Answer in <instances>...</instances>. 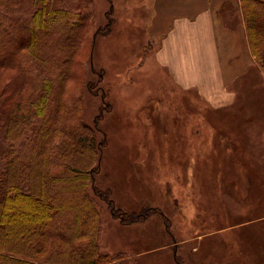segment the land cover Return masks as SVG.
I'll return each instance as SVG.
<instances>
[{"label":"rangeland","instance_id":"obj_1","mask_svg":"<svg viewBox=\"0 0 264 264\" xmlns=\"http://www.w3.org/2000/svg\"><path fill=\"white\" fill-rule=\"evenodd\" d=\"M92 11L93 32L98 33H94L92 42L93 32L87 33L80 46L63 85L62 102L68 105L80 97V117L100 128L99 140L106 139L98 155L97 187L108 188L114 206L129 215L146 207L157 209L144 219L125 221L113 216L107 202L96 197L101 213L100 251L116 257L109 264L127 259L135 260L136 264H177L175 258L183 264H264V210L259 204H252L257 197L249 195L253 188L258 193L260 186H264L262 64L252 55L254 66L236 84L238 95L231 112L234 114H230L229 124L223 128L236 141L228 143V148L220 142L201 144L196 151L195 182H189L188 172L180 168L194 162L186 160L187 144L182 139L190 134L189 129L185 130L186 118L199 119L194 130L202 132L210 128L199 124L203 115L195 111L187 115L191 106L179 105L180 109H176L175 97H167L169 100L166 98L164 102L167 109L160 110L162 98L157 93L156 70L153 65L148 66L155 41L143 29L151 4L148 0H92ZM22 12L18 8L11 14L16 19ZM262 26L256 29L261 32L257 52L264 49ZM85 79L91 82V88H84ZM14 82L19 86L14 68L0 66V98H10ZM20 89L12 101H25L32 91L30 84ZM179 98L178 102L183 104L185 99ZM106 103L110 107L102 109ZM100 112V119L95 122ZM25 139L21 137L12 143L14 150L20 149ZM179 139L180 143L176 141ZM7 145L0 137V166ZM242 159L252 175L242 169L239 164ZM205 160L223 171L206 178ZM229 166L238 168L242 182L236 171L232 169L230 173ZM22 167L25 171L26 163ZM44 167V162L39 164L40 171L51 178L52 172ZM247 178L251 180L250 186ZM206 188L212 191L207 192ZM262 190L259 201L264 203ZM218 193L215 200L214 194ZM249 203L255 212L246 218ZM243 220L247 222L235 224Z\"/></svg>","mask_w":264,"mask_h":264},{"label":"trees","instance_id":"obj_2","mask_svg":"<svg viewBox=\"0 0 264 264\" xmlns=\"http://www.w3.org/2000/svg\"><path fill=\"white\" fill-rule=\"evenodd\" d=\"M239 7L249 50L264 70V49L260 53L256 49L261 36L256 29L264 27V0H240ZM18 8L23 12L15 19L11 13ZM92 12V0H0V66L14 68L20 80L19 86L13 83L10 98H0V137L8 144L0 166V264H109L116 257L100 251L101 213L96 197L125 221H138L157 211L146 207L129 215L114 206L108 188L97 187L98 155L106 139L99 140L100 128L80 117V97L68 105L62 102L75 56L87 33L94 31ZM94 33L98 31L90 36L91 42ZM24 84L32 88L27 100L12 101ZM84 84L91 88L87 79ZM100 116L101 112L95 122ZM21 137L26 141L14 150L12 143ZM42 162L52 172L51 178L40 171ZM239 164L252 175L245 159ZM232 169L242 182L238 168L229 166L230 173ZM246 181L250 186V178ZM262 188L258 193L253 188L249 195L257 197L252 204L264 210L259 201ZM252 204L245 208L246 218L255 212ZM115 264L136 262L127 259Z\"/></svg>","mask_w":264,"mask_h":264},{"label":"crops","instance_id":"obj_3","mask_svg":"<svg viewBox=\"0 0 264 264\" xmlns=\"http://www.w3.org/2000/svg\"><path fill=\"white\" fill-rule=\"evenodd\" d=\"M148 3L151 13L145 18L143 29L155 41L148 66L151 64L156 70L157 93L162 98L160 110L167 109L164 106L167 97H175L176 109H180L179 105L191 106L187 115L191 111L203 115L199 124L210 128V131L194 130L199 119L189 115L186 118L185 130L189 129L190 134L182 139L187 144L186 160L194 162L180 168L188 172L189 182H195L196 151L200 145L220 142L228 148V143L236 141L223 128L229 124L230 114H234L231 112L238 95L236 84L238 81L240 84L255 63L248 47L240 0H148ZM181 96L185 99L183 104L178 102ZM215 122L223 125L218 127ZM212 130L216 136L214 132L211 134ZM176 141L180 143L181 139ZM199 156L204 161L203 155ZM205 164L206 178L223 171L210 161L205 160ZM217 196L219 193L213 198L217 200Z\"/></svg>","mask_w":264,"mask_h":264}]
</instances>
